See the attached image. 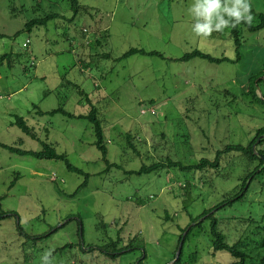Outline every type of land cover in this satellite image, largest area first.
<instances>
[{
	"label": "rangeland",
	"instance_id": "374dc122",
	"mask_svg": "<svg viewBox=\"0 0 264 264\" xmlns=\"http://www.w3.org/2000/svg\"><path fill=\"white\" fill-rule=\"evenodd\" d=\"M78 1L83 7L74 15L68 0H0L4 35L0 54L19 53L11 67L6 63L0 67V143L39 151L42 141L65 153L83 173H96L74 194L83 175L66 169L64 161L19 155L0 145V264H172L182 243L177 244L179 225L238 188L241 165L228 172L229 177L223 172L217 176V186L198 181L191 197L186 192L174 197L175 192L188 190L175 186L192 177L189 172L177 170L175 177L165 172L124 175L113 168L97 174L105 162L92 145L90 122L62 113L40 116L36 111L61 107L78 115L96 107L109 139L107 159L124 170L148 163L146 152L154 158L171 152V157L178 155L188 164L204 155L213 158V144L245 143L264 124V77L254 84L258 99L247 89L249 76L264 73V28L243 33L240 57L233 63L176 59L194 49L234 59L229 31L222 29L221 37H213L215 28L226 24L227 16L245 14L247 9L264 13V0ZM51 13L59 17L24 29L28 20ZM131 48L157 51L163 57L138 53L121 57ZM16 116L34 129L36 139L12 124ZM128 130L140 139L148 135L146 145L140 144L139 157L130 149L125 156L121 151ZM161 132L166 141H160L159 151L153 153L151 140ZM204 146L210 150L204 151ZM223 164L228 168L227 162ZM198 175L193 174L194 180ZM185 199L192 203L181 210ZM165 209L173 213V220L164 222L158 216ZM262 214L264 174L251 181L241 200L217 212L225 218ZM221 221L219 225L229 230L240 225ZM100 223L105 224L106 235L97 229ZM18 225L39 238H24ZM205 230L208 227L191 230L182 261L190 264L189 257L195 255L191 264H228L230 254H213ZM138 234L145 241L143 248L115 256L85 249L102 245L108 236L134 238L136 245ZM66 243L70 246L61 249Z\"/></svg>",
	"mask_w": 264,
	"mask_h": 264
},
{
	"label": "trees",
	"instance_id": "16d2710c",
	"mask_svg": "<svg viewBox=\"0 0 264 264\" xmlns=\"http://www.w3.org/2000/svg\"><path fill=\"white\" fill-rule=\"evenodd\" d=\"M69 5L71 9L73 10L74 15L78 13V11L83 7L79 4L78 0H68ZM250 10V11H249ZM247 9L248 12L245 14H232L227 16L224 21H226V24L220 25L218 28H215L214 34L212 36H218L221 37L222 33H224L225 28L229 31L230 36L228 38H231L236 52V57L234 59L228 58L225 56L222 57H213L208 53H204L199 49H194L190 52L185 53L181 57L177 58L176 60L179 61H188L192 58H202L209 62L213 63H221V62H235L240 57L239 48L243 41V33L245 31L249 32H256L260 29L264 28V13H255L251 9ZM253 14L255 16V19L253 18ZM59 17L57 13H51L44 15L43 17L34 18L28 20L24 24V29L27 31H30L35 26H43L46 25V23L51 20ZM73 18V17H72ZM224 29V30H222ZM83 32L87 33L88 30L86 28H83ZM4 37L3 34H0V38ZM90 41V40H89ZM85 42L89 43L87 40ZM91 42V41H90ZM99 43V41H97ZM29 43V40L27 39L26 42L23 44L24 47L27 46ZM90 44V43H89ZM141 54V55H149V56H160L163 57L160 53L157 51H145L144 49H138V48H131L128 51H126L121 57H126L128 55L132 54ZM14 55H19V53H16L14 51L4 52L0 54V67L6 63L7 67H11L12 63L14 61ZM104 57V56H103ZM105 57H109V55H106ZM119 57V58H121ZM119 58H116L119 59ZM236 59V60H235ZM261 76L264 77V73L259 71L257 75L249 76L248 82H247V89L248 93L252 94L253 98L258 99L257 95L254 93V84L256 79L260 78ZM76 86V85H75ZM246 93V92H245ZM153 101V100H151ZM264 102V101H263ZM37 114L40 116L45 114H54V113H62L69 117H77V118H85L88 122H90L91 129L94 135V139L92 141V145L95 146L97 150H99L101 157L100 159L105 162V168L101 172H97V174L109 172L110 169L116 168L119 171H123V174L125 175H132V174H143V173H157L160 175L162 172H165L166 175H170L169 177H175L177 175V170H180L182 172H189L190 177L188 180L185 181H178L177 186L178 188H188L187 191H179L174 193V197H180L182 194L189 195L191 197V190L193 188H196V182L201 181V183L204 185V183L209 182L206 185L209 186H217L215 184V179L217 176H219L222 172L223 175H226L229 177V173H232L239 164L241 165V169L243 170L240 175H238L237 180L240 182L238 184V188L234 187V191H231L230 189L226 192L224 198L216 201L211 206H208L207 208L202 207L201 211L196 216H191L189 222L184 224L182 226L179 225L180 233L178 234V240L177 244L181 240L182 243L179 255L177 259L172 264H186V262L182 261V250L184 246L185 240L188 238L191 230L194 227L203 226L204 229L208 227V232L206 230L204 231V234L210 236V246L212 247V253L213 251H227L230 255V260L228 264H264V214L261 215L259 218H255L253 216H249L248 218H243L239 216H232L230 218H225L222 216H218L217 212L220 210L232 206L236 201H239L243 198L245 193H247L249 189V185L253 179H255L256 176H261L264 174V124L260 127L256 128L253 135L249 136L248 140L243 142H226L222 145L213 144L212 147H215L213 158L208 157L207 155L201 156L197 161L192 163H184L181 160H179L178 155L174 154L176 157H171L172 153L167 155H160L158 158H154L150 153H145L146 159L149 161L148 163H142L139 168L135 169H129L124 170L120 165L116 162H109L107 159V153H108V143L109 139H107L104 131V127L101 123L100 117H98V110L96 107H92L87 114H78L74 115L71 113H67L64 111L61 107L53 109L48 112H43L41 110L36 111ZM13 125L17 126L24 134L27 136L36 139L37 135L34 131V129L26 124V122L23 120L22 117L16 116V119L14 122H12ZM124 144L120 148L123 155H127L128 150H132L133 155H136L137 157L141 156V146L140 144L146 145V140H148V135L144 137L143 139H140L138 135H134L131 131L124 132ZM153 136L151 142V149L153 153H156L159 151V148L161 146L160 141H166V135L164 132H161L158 136ZM213 142V141H212ZM169 144V143H168ZM211 142H209V145ZM0 145L9 150L10 152L17 153L19 155H31L33 157H36L38 159H57L64 161L66 169L69 171H72L74 173H80L83 175V180L81 183L77 186L74 194H76L77 191L85 187L88 183L89 177L96 173H90V172H84L74 166L71 162L68 161V158L65 153H57L55 149L51 146H49L47 143H44L41 141L42 149L39 151H33V150H23L11 147L9 145L0 143ZM202 145V144H201ZM207 146V145H206ZM204 146L203 150L207 148ZM211 147V148H212ZM210 150V148H207ZM120 151V152H121ZM146 150L143 151V154ZM210 152V151H209ZM206 153V152H204ZM161 154V153H160ZM207 154V153H206ZM159 155V153H158ZM144 156V155H143ZM233 159V160H231ZM223 162H227V166L224 167L225 164ZM234 166V169L232 168ZM201 173V175H198L197 179L194 180L193 174L194 173ZM211 173H213V177L208 176ZM207 175V178L205 175ZM54 180L55 177H52ZM176 181V180H175ZM192 185V186H191ZM202 186H201V193H202ZM185 194V195H186ZM186 198V197H185ZM203 198H201L202 200ZM187 199L184 200L183 204H180L181 210L188 209V206L192 203L191 201H187ZM138 205H142V201L138 202ZM176 213V211H175ZM158 216L161 218V220L168 221L173 220V213L167 211L166 209L163 210L161 213H158ZM221 221V225H224L225 221L230 219L234 222L240 221V225L238 229L234 230L231 228L230 230L226 226H220L219 221ZM206 224V225H205ZM208 224V226H207ZM247 224V225H246ZM103 225V226H102ZM101 223L97 226L98 230H102L101 232H105L106 235V228L105 224ZM207 226V227H205ZM18 232L24 236L26 239H38V236H32L28 233H26L19 225L17 226ZM52 231H50L51 233ZM235 232V233H233ZM203 234V233H202ZM48 234H44L42 236H47ZM81 238L83 236V228H81ZM140 237V234L136 236V238ZM234 237L233 240L231 238ZM139 239V238H138ZM135 239H129L127 241H121V237H117L116 239H112L111 237H107V240L102 243V245H97V247L89 244L85 247L88 251H93L94 249H98L102 253L106 255H112L115 256L118 253H124L127 251H130L132 249L136 248H143L144 240L142 237L139 239V243L136 242V245H134ZM29 242V241H28ZM123 242V244H121ZM72 245V244H71ZM70 244H64L61 249H64L66 247H69ZM214 254V253H213ZM196 256L191 255L189 257L190 264L192 261H195ZM81 264H83V261H81Z\"/></svg>",
	"mask_w": 264,
	"mask_h": 264
}]
</instances>
